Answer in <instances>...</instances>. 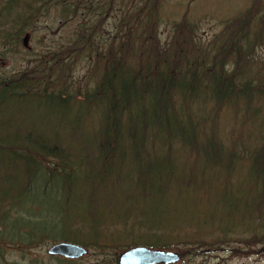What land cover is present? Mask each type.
Segmentation results:
<instances>
[{"label": "trees", "instance_id": "obj_1", "mask_svg": "<svg viewBox=\"0 0 264 264\" xmlns=\"http://www.w3.org/2000/svg\"><path fill=\"white\" fill-rule=\"evenodd\" d=\"M263 1L249 0L247 8L225 23L217 44L215 41L204 44L196 40L195 24L185 16L172 24L168 39L159 41L156 30L164 0H0L2 58L7 53L19 52L21 35L32 38L34 25L40 18L54 17L58 22L56 34L60 28H70L63 42L55 38L46 42L43 50L30 60L29 67L0 79V118L5 111L31 102L36 107L43 105L49 112L56 111L61 122V126H55L61 130L46 131L42 125L33 129L31 125L29 132L28 123H20V129L25 130L19 136L16 121L7 124L0 119V264H7L3 262L4 251L26 255L55 241L84 247L87 254L93 249L102 255L94 264H116L117 252L133 246L154 249L171 245L198 256L229 243L226 234L237 229L243 235L250 234L248 238L239 237V243L261 244L264 250V135L259 136L262 143L249 150L245 158H236L233 149L224 150L222 140L217 138L216 122L223 106H229L234 113L241 111L248 119L264 109V63H258L254 57V50L264 47ZM79 61L86 63L87 77L77 82L72 71ZM256 102L260 104L258 107H254ZM88 116L90 124L92 120L98 123L93 150L79 155L92 184L88 188V202L95 200L100 210L108 206L114 210L112 201L104 197L109 181L111 188L130 186L133 196L127 216L131 217L132 211L138 212L136 206L148 196L143 188L138 190L139 179L150 175L146 164H139L140 158L148 155V147L157 146L166 157L188 152L194 162L200 163L197 172L201 176L210 170L225 176L221 192L227 191L235 198L231 206L219 196L223 211L226 215L231 212L225 219L227 224L211 229L166 225L151 228L154 233L144 236L142 241L129 242H116L128 234L119 230L125 224L123 221L121 227L105 235L107 242L99 236L90 238L79 222L63 228L59 239L39 230L29 231L26 223L36 217L21 199L32 197L37 186L45 192L46 186L57 182L55 198L72 194V187L66 183L71 176L66 161L71 153L76 154L73 146L69 148L80 136L76 126L88 121ZM206 122L208 129L204 126ZM9 155L17 160L12 177L7 171L11 166ZM50 159L61 160L60 172L47 166ZM124 164L135 168L133 178L113 183L120 170L124 173ZM232 170L235 181L234 175L230 176ZM215 182V178H208L205 187ZM167 183L168 178L163 185ZM174 184L171 191H186L185 202L193 208L196 195L192 192L199 191L204 184L196 180L190 186L181 181ZM236 188L242 191L241 200L243 191H249L248 199L240 206L243 212L237 223L232 215L236 211ZM77 194L84 196L82 192ZM115 207V211L124 209L122 204ZM102 213L97 215L98 219H103ZM211 216L218 215L210 213ZM94 217L91 210L89 219ZM110 223L117 225L114 220ZM209 235L212 238L205 239ZM49 258L56 264H79L81 260ZM31 262L41 264V259L33 256Z\"/></svg>", "mask_w": 264, "mask_h": 264}, {"label": "rangeland", "instance_id": "obj_2", "mask_svg": "<svg viewBox=\"0 0 264 264\" xmlns=\"http://www.w3.org/2000/svg\"><path fill=\"white\" fill-rule=\"evenodd\" d=\"M249 4V0H164L158 14L157 37L163 43L170 36L169 31L172 24L180 21L185 16L189 22L195 24L196 28L194 31L196 40L204 44L215 41L217 44L218 37L225 28V23L234 17L236 13L247 8ZM45 18H40L34 25L35 32L33 33V37L28 40V50L22 48L20 44L18 53H7V57H0V79L8 78L12 73L29 67L31 65L30 60L43 50V46L46 42H50L51 38H55L60 42L66 39L70 33V28H60L58 34H56L54 31L58 22L56 23L54 17L51 15L48 17V20ZM47 27H51V30H48ZM106 29L108 31L110 30V24L107 25ZM22 36L20 39H22ZM25 51L30 53V55H27ZM254 57L258 63H264L263 46L257 47L254 50ZM226 69L228 71L231 70V66L228 65ZM72 77L77 82L85 81L87 76L86 63L84 61L77 63L72 71ZM258 105L260 104L256 102L254 107H258ZM35 107L36 105L31 102L22 103L16 109L5 111L0 119L7 124L16 121V126L18 127L20 123L24 125L28 123V132L31 125L33 129L38 125H42L46 131L57 130L58 128L61 130V127H55L58 125L61 126L56 111L49 112L43 105ZM72 112H69L70 115ZM218 113L219 120L217 118L216 122L218 124L217 131L219 135L217 134V138L222 140L224 150L233 149L236 158H245L249 150L257 148L262 143L259 139L261 137L259 136L261 134L264 135V109L257 112V115L252 119L245 118L241 114V111L234 113L229 106H223ZM90 121L91 118L88 116V121L76 126V133L80 136L78 137L79 139L71 142L72 145L69 147L71 149L73 146L77 154L75 159H72L76 154L71 153L70 158L66 161L70 165L71 171V176L66 183L72 187V189L70 188L71 191L73 190L72 194H69V196L62 194L55 198L56 191L59 187V183L57 182L56 185L46 186L45 192H41V187L37 186L32 190L34 192L31 195L32 197L27 196L21 199L20 202L24 206L29 207L30 212L36 217L35 220L27 221L26 224L29 231L39 230L51 234L54 239H59L63 234V228L75 226L79 222V226H85L84 229L86 230L84 232H88L90 238L92 236H99V239L107 242L105 235L121 227V222L123 221V224H125L119 230L126 231L128 234L124 238H117L116 242H129L142 241L144 236L154 233L151 228H163L166 225L178 227L184 224L190 227H205L211 229L227 224L225 219L231 215V212L226 215L220 206L221 204L219 205L218 203L219 196L222 197V202L231 206L235 198L234 196H229L227 191L221 192L220 184H222L225 176L216 170L204 171L205 175L201 176L197 172L201 168L200 163L194 162L193 156H190L188 152H183L180 155L171 154L170 157H166L162 149H158L157 146L155 148L153 146L148 147V155L140 158L139 164L141 165L144 162L150 175L147 173L146 177H140L139 179L138 190L140 191L143 188L148 196L136 206L138 212L134 213L132 211L131 217L128 218L127 216L133 196V191L130 190V186H127V189L111 188L109 181L106 182L108 184V190L104 193V197L112 201L114 210L110 206L103 207L100 210L96 206L95 200L94 203L88 202L90 198L87 196L89 192L88 188L92 184L87 176L88 169L86 167L83 170L82 165L84 164L81 162L79 155L85 156L88 154L90 150H93L94 143L96 142L95 133L98 123H93L92 120V124H90ZM204 126L208 129L209 122H206ZM19 130L18 133L20 136V133L24 132L25 129H20L19 127ZM31 132L34 131L32 130ZM239 133L241 134L240 136ZM232 138L235 139L234 143L229 141ZM236 138H238L237 141ZM200 159L204 161L202 156H200ZM8 161L11 166L8 167L7 171L10 173L9 176L12 177L17 166V160L9 155ZM60 163L61 160L59 159H50V163L47 166L52 169H57L60 172L62 168ZM121 164L122 159L119 157V169ZM123 166L125 167L124 173L120 170L119 175H115L116 178L113 179V183L120 179L130 181L133 178L135 168L125 164ZM127 168H129L128 171ZM63 170H66V168L64 167ZM230 174V176L234 175V171L232 170ZM165 177L168 178L167 185H163V182H166ZM208 178H215L216 182L211 187L206 188L205 184ZM232 178V181H235V175ZM195 180L198 183H203L204 187L199 189V191L194 192L193 190L192 194L196 195V197L193 200L192 208L191 205L185 202L186 191L178 190L173 192L171 188L175 187L174 183L176 181H181L184 184L190 183V186ZM2 184L4 185L6 182L3 181ZM5 186H8V184ZM230 189L232 192L235 191L234 187ZM78 192H82L84 196L77 194ZM241 192V189L236 188V211L232 214L236 223L241 219L240 217L243 212L240 206L249 196L247 189L243 191L244 199L241 200L239 198ZM117 204L124 205V209L115 211ZM186 205L188 208H186ZM91 210H93V214L95 215L92 220L89 219ZM107 212L110 214H107ZM101 213L102 220L101 217L100 219L97 218V215L101 216ZM210 213H216L218 216L210 217ZM112 220L117 225L111 224L110 222ZM128 221L131 222L128 224ZM126 224L128 225L126 226ZM239 231L240 229H237L235 233L226 234V237L230 238L229 243L218 247L216 246L211 251L198 256H192L186 248L183 249V247L171 245L164 248L156 247L154 249L177 253L181 257H179L178 262L175 264H264V250H262V245H245L239 243L237 241L239 237L248 238L250 236L249 233L243 235ZM211 238L212 235H209L205 239L208 240ZM58 242H50L44 246L36 247L35 250H30L26 255L13 250L4 251L2 256L3 262L7 264H30L32 257L36 256L38 259H41V264H56L55 260L50 259L45 254V250L50 245ZM89 250L90 254L80 258L81 260L78 259L79 264H94L101 260V254L94 253L93 249ZM122 251L124 250L117 252L116 257Z\"/></svg>", "mask_w": 264, "mask_h": 264}, {"label": "water", "instance_id": "obj_3", "mask_svg": "<svg viewBox=\"0 0 264 264\" xmlns=\"http://www.w3.org/2000/svg\"><path fill=\"white\" fill-rule=\"evenodd\" d=\"M28 39L27 34L22 37V48L28 49ZM45 254L48 257L78 260L87 255V250L74 243L58 242L50 245ZM178 260L179 256L175 252L136 246L120 252L116 257V264H175Z\"/></svg>", "mask_w": 264, "mask_h": 264}]
</instances>
